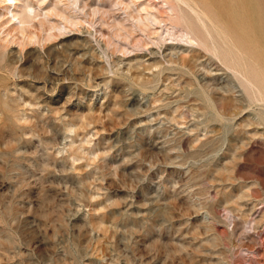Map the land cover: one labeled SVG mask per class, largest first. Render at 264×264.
I'll use <instances>...</instances> for the list:
<instances>
[{
  "label": "rangeland",
  "instance_id": "obj_1",
  "mask_svg": "<svg viewBox=\"0 0 264 264\" xmlns=\"http://www.w3.org/2000/svg\"><path fill=\"white\" fill-rule=\"evenodd\" d=\"M32 1L38 36L0 41V264H264L236 234L264 239V0H197L220 29L189 14L179 55L181 22Z\"/></svg>",
  "mask_w": 264,
  "mask_h": 264
},
{
  "label": "bare ground",
  "instance_id": "obj_2",
  "mask_svg": "<svg viewBox=\"0 0 264 264\" xmlns=\"http://www.w3.org/2000/svg\"><path fill=\"white\" fill-rule=\"evenodd\" d=\"M32 1V0H31ZM30 0H2L1 2L3 3V8L5 14H7V22L8 24L6 25L4 21L0 20V31H7V35L9 37H5L3 39H0V41L3 40V42H7V44L10 42L11 38H18L19 35H21L23 38H29L33 39L37 37V34H32V33H27L26 28L30 24L28 22L34 20L36 17V7L31 3ZM41 0H36V2H40ZM65 1V0H64ZM102 1V0H101ZM116 5H119L123 7L125 12L127 13V16L133 21L134 25L139 26L140 28H143L145 31H149L151 34L157 35L159 34V31L164 28L170 29L168 26L171 25L173 29H176L178 31H181L179 29L178 25L180 22L184 24V27L186 26L187 30L185 32H181L182 39L187 43L181 44L182 40L179 37L177 39L180 41V44L183 46L175 47V46H170L168 47L169 49L171 48H180V51L176 53V55L183 53V48H188V47H194L195 45L197 46H202L204 45L202 39V35L199 37V35L195 32L194 29L190 26L189 22L187 19L190 17L189 14H191L196 20L198 21V24L208 33L210 34V28H219L217 24L213 21L211 16L207 11H205L202 6L199 4L197 0H112ZM33 2V1H32ZM45 2H49L48 0H45ZM63 2V1H62ZM82 0H74V4H80V8L83 11H87L88 8H91L90 5H85L83 6L81 4ZM96 2V1H95ZM107 2V1H106ZM232 2V1H231ZM235 2V0H234ZM35 3V2H34ZM41 5L40 8L42 12H44L45 18L50 21V24L53 28L55 29H62L63 27H67V24L71 22L67 17H63L61 19H58L56 22L53 20L56 18H53L54 14L57 15V12L55 13V9L50 8L49 3ZM56 3V1H55ZM97 3V2H96ZM233 3V2H232ZM247 3V2H246ZM60 4V3H59ZM87 4V3H85ZM258 4V3H257ZM260 4V3H259ZM95 5V4H94ZM98 5V4H96ZM235 5V4H234ZM55 6V5H54ZM71 6V5H70ZM232 6V5H231ZM254 6V5H253ZM256 6V5H255ZM254 6V8H255ZM102 7V6H101ZM233 7V6H232ZM250 7V5H249ZM248 7V8H249ZM37 8V9H38ZM119 8V7H118ZM235 8V7H234ZM257 8V7H256ZM65 9V8H63ZM62 9V10H63ZM39 10V9H38ZM121 10V9H120ZM209 11V10H208ZM68 12V11H67ZM94 14H97L100 12V8H93ZM251 12V11H250ZM87 13V12H86ZM258 13V11H257ZM125 14V13H124ZM252 14V13H251ZM256 14V13H255ZM71 15V14H70ZM257 15V14H256ZM255 15V16H256ZM41 16V15H39ZM38 16V17H39ZM43 16V14H42ZM60 16V15H59ZM65 16V15H64ZM126 16V20L127 19ZM259 16V15H258ZM73 17V16H72ZM75 17V16H74ZM238 17V16H237ZM235 17V18H237ZM254 18V16H253ZM258 18V17H257ZM260 18V17H259ZM40 19V18H38ZM57 19V18H56ZM129 19V20H130ZM234 19V18H233ZM249 19H251L249 17ZM237 20V19H236ZM256 20V19H254ZM35 21V20H34ZM40 21V20H39ZM192 21V20H191ZM239 21V19H238ZM237 21V22H238ZM36 22V21H35ZM176 22H179L176 24ZM193 22V21H192ZM192 22L191 25H192ZM263 22V21H262ZM39 23V22H38ZM238 24V23H237ZM40 25V24H39ZM42 25V24H41ZM240 25V23H239ZM238 25V26H239ZM253 25V24H252ZM256 25V24H255ZM197 26V25H196ZM135 27V26H134ZM63 28V29H64ZM185 28V29H186ZM197 29V28H196ZM199 29V28H198ZM220 29V28H219ZM243 30V29H242ZM245 30V28H244ZM254 30V29H253ZM163 31V30H161ZM203 31V32H204ZM259 31V30H258ZM170 32V30H169ZM200 32V31H199ZM202 32V31H201ZM200 32V33H201ZM264 32V31H263ZM6 33V32H5ZM3 33V35L5 34ZM171 33V32H170ZM257 33V32H256ZM150 34V35H151ZM161 34V33H160ZM175 34V33H174ZM219 34V33H218ZM264 34V33H263ZM262 34V35H263ZM6 35V36H7ZM149 35V33H148ZM260 37V34H258ZM156 36V37H157ZM160 36V35H159ZM176 36V35H175ZM179 36V35H177ZM220 36V35H219ZM264 36V35H263ZM152 37V36H150ZM149 37V38H150ZM226 37V36H225ZM229 38V37H228ZM223 39V38H222ZM251 39V38H250ZM24 40V39H23ZM25 40V41H26ZM152 40V39H151ZM156 40V39H155ZM213 40V38H212ZM161 41V40H160ZM255 41V40H253ZM263 41V40H262ZM162 42V41H161ZM214 42V40H213ZM225 42V41H224ZM229 42V41H228ZM261 42V41H260ZM61 44V43H59ZM179 44V43H178ZM233 44V43H232ZM259 44V43H258ZM55 45V44H54ZM176 45V44H175ZM187 45V46H186ZM260 45V44H259ZM16 46V45H15ZM154 46V45H153ZM261 46V45H260ZM56 47V46H55ZM209 47V46H208ZM235 47V46H234ZM46 48V47H45ZM50 48V47H49ZM182 48V49H181ZM202 48V47H201ZM211 48V47H210ZM53 49V48H52ZM51 49V50H52ZM232 49V48H231ZM238 49V48H237ZM256 49V48H255ZM50 50V49H49ZM14 51V50H13ZM258 51V50H256ZM260 52V51H259ZM264 52V51H263ZM6 53V52H5ZM188 53V52H187ZM164 54V53H163ZM238 54V53H237ZM36 55V54H35ZM39 55V54H38ZM175 55V54H173ZM185 55V53H184ZM183 56V54H182ZM189 57V56H186ZM185 57V58H186ZM263 57V56H262ZM142 58V57H141ZM264 58V57H263ZM181 59V58H180ZM242 59H244L242 57ZM133 60V59H132ZM255 60V59H254ZM184 61V60H182ZM264 62V61H263ZM236 63V62H235ZM246 67V66H245ZM259 68V67H258ZM264 71V70H263ZM246 72V71H245ZM260 72V71H259ZM236 75L241 77L245 83L246 87H248L250 90H255L257 94H260V88L254 84V82L247 76V74H243L241 72H235ZM257 75V74H256ZM262 75V74H261ZM264 80V79H263ZM257 83V82H256ZM263 86V85H262ZM255 94V93H254ZM261 95V94H260ZM263 96V95H262ZM256 97V96H255ZM261 97V96H260ZM257 99V98H256ZM258 100V99H257ZM258 102V101H257ZM263 100L261 104L263 105ZM223 116H221L222 118ZM228 214L226 215L227 218L232 222L234 221V216L231 214V212H227ZM253 221H249V226L243 227V229H238L236 230V234L238 236V239L242 241L243 239H250L254 246L251 249L240 247L239 251L242 254H251L253 255L259 262L264 263V239L260 240L259 234H256L254 231L253 227ZM264 232V229L262 230Z\"/></svg>",
  "mask_w": 264,
  "mask_h": 264
}]
</instances>
